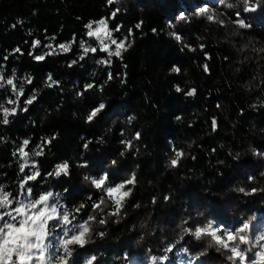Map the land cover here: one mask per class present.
I'll list each match as a JSON object with an SVG mask.
<instances>
[{"label": "trees", "instance_id": "trees-1", "mask_svg": "<svg viewBox=\"0 0 264 264\" xmlns=\"http://www.w3.org/2000/svg\"><path fill=\"white\" fill-rule=\"evenodd\" d=\"M226 3L236 7L228 9L218 0H114L111 5L107 0H0V70L10 78L16 69L14 83L25 88L18 114L9 118V125L0 124V183L18 194L23 161L13 151L29 137L26 151L44 147L46 155L33 158L42 172L31 182L34 192L62 193L66 207L86 205L82 218L97 217L91 222L93 243L77 248L75 264L92 255L97 256L95 264H154L153 257H162L165 248L173 246L167 264H230L214 242L209 246L210 237L197 241L183 228L213 219L235 229L242 219L254 217L249 234L264 230V0L246 14L240 0ZM202 5L224 23L215 16L209 21L197 15ZM237 11L250 28L232 22ZM101 18L108 20L115 38L132 44L122 51V59L108 57L99 41L87 36L85 25ZM175 35L181 36L179 42ZM34 39L41 41L36 49L31 47ZM81 40L97 48L83 61ZM60 43H70V51L64 53ZM47 44L56 54L35 61L34 55L52 51L44 47ZM17 47L23 55L15 52ZM99 59L112 63L98 64ZM72 60L77 63L69 67ZM173 66L181 71L172 72ZM49 73L59 85L46 86ZM27 75L33 78L31 84L24 83ZM86 83L95 87L77 96ZM176 86L183 91L178 93ZM191 89L196 95L187 96ZM34 93L38 98L27 106L28 112L20 111L24 99ZM9 97L15 99L6 85L0 89V101L6 103ZM100 102L106 109L86 123L88 112ZM130 116L135 117L131 122ZM53 135L57 138L51 144L41 140ZM129 139L132 146L125 151L121 141ZM88 140L92 143L84 149ZM253 148L261 155H254ZM173 149L184 153L176 168L169 166ZM64 160L70 163V175L44 180L46 172ZM112 160L117 163L112 165ZM84 162L87 167L78 166ZM133 173L135 184L126 185L132 193L119 216L108 215L114 211L113 202L83 179L110 174L114 186ZM240 187L257 191L245 195L237 191ZM89 195L96 202L103 197L108 207L93 212ZM100 218L106 223L100 224ZM100 231L105 233L102 238Z\"/></svg>", "mask_w": 264, "mask_h": 264}, {"label": "snow or ice", "instance_id": "snow-or-ice-1", "mask_svg": "<svg viewBox=\"0 0 264 264\" xmlns=\"http://www.w3.org/2000/svg\"><path fill=\"white\" fill-rule=\"evenodd\" d=\"M108 4L111 5L114 0H107ZM243 3V12L249 13L254 12L259 6V0L253 2V0H240ZM220 5H226L228 9H233L236 7L233 3H226V0H218ZM113 11L111 13L114 19L117 12ZM197 15L206 16L209 21H212L214 16L216 22L224 23L219 16L211 10L209 7L201 6L197 11ZM236 19L232 21L237 24L239 28L245 29L250 28L251 25L245 22V19L241 18V13L239 11L235 12ZM180 19H185V14H181ZM96 25L93 28V25ZM141 27L140 23L136 24V28ZM85 28L88 29L87 36L95 37L99 41L100 51L107 53L108 57H116L122 59V51L127 52L129 48L132 47L131 43L126 44V39L118 40L113 36V30L109 28L108 20L101 18L98 21H89ZM121 26L115 28L116 32H119ZM132 30L129 29V35H131ZM55 39V37H52ZM175 39L179 42L181 40L180 35H175ZM110 41L105 43V41ZM41 44V41L34 39L32 41V49H36ZM110 45H115V49L111 50ZM52 51L44 52L43 54L34 55V60L37 62H42L45 60L46 56H50L55 53L52 44L44 45ZM72 45L70 43H60L58 48L64 53L70 51ZM79 47L83 49L85 55H80L79 60L83 61L86 55L91 53H96L97 48L91 45L86 46L85 41L81 40ZM187 47V45H185ZM203 48V45L201 46ZM190 51L194 49H189ZM15 52L20 53L21 49L17 47ZM33 53L30 51L29 55ZM207 58V55H206ZM7 60V57L4 58ZM98 64L111 65V59H99L96 61ZM77 60H72L69 67L75 65ZM204 70L207 72L208 65H204ZM172 72L179 73L181 69L177 66H173ZM108 78L112 79V73L109 72ZM17 79L16 69H12L11 77L6 78L2 70H0V89H5V86H11L12 94L15 99L7 98L6 103L0 101V124L5 126L9 125L12 121L10 117L16 116L18 114V107L21 97L24 95L25 88L23 84L19 87L14 81ZM31 75H27L24 83H32ZM51 82V83H48ZM59 81L53 79L51 73L47 75L46 86L51 88L53 85H59ZM93 83H86L83 87V91H78L77 96H82L84 91H88L94 88ZM176 91L179 93L183 91L180 86H176ZM187 96L196 95V89H191L186 93ZM38 98V93L30 94L26 99H24L23 104L26 105L20 111L28 112V107L31 106ZM7 105H16V107H7ZM219 107V105H217ZM106 109V104L100 102L97 106H94L87 114L85 122L91 123L95 118L98 117L102 111ZM129 122L135 119L134 116H130ZM177 120L181 119L180 116L176 117ZM217 128V122L215 119L212 120V129L215 131ZM58 135V134H57ZM57 135H53L50 138L42 137L41 140L44 144H51L57 138ZM123 136L124 133L121 132ZM136 139L140 138V133L137 132ZM4 138L0 137V140ZM29 138H24L22 144L17 146L16 150L13 151L12 155L15 157L19 154V160L23 161L19 163V173L24 174L18 181L19 193L14 194L13 191L8 190L9 184L0 183V264H75L74 253L78 249H84L87 244H89L88 237L91 235V222L97 221L95 215H87L86 218H82L83 210L86 208L84 203H80L75 207H66L65 203L62 202L63 194L54 193L51 190L41 191L38 195L34 192V188L31 182H36L41 178L42 172L38 163L34 161V157H41L46 155L44 147L37 145L36 149H31L26 151L30 144ZM81 139H84L81 137ZM102 140H97V143H102ZM92 141L88 140L83 144L84 149H87ZM121 143L125 144V151H127L132 146V140H124ZM191 147V145L189 146ZM256 155H261V153L253 148L252 149ZM50 151V150H49ZM125 151L120 153L121 156L125 155ZM174 157L170 159L169 166L176 168L178 166V161L184 155L182 151L173 149ZM116 160H112V164L115 165ZM79 167H87V163H80ZM29 169V174H25V169ZM61 175L68 177L70 175V163L67 160L56 163L52 170L47 171L44 175V180L48 177L59 178ZM264 175V172L261 173ZM110 174H101L99 176L85 175V181H89L90 184L98 191L103 192L107 195L108 199L113 202L114 211L108 213L109 216H119L121 209L124 206V201L132 193L131 187H126V185L135 184V173L132 174L131 178L124 182L112 183L109 179ZM251 180L252 177H249ZM65 192L67 189L64 190ZM240 193L245 195H251L257 191L253 188L250 191H246L244 187L237 189ZM167 199V197H165ZM88 200L92 201L91 209L94 212L96 209L101 208V205L105 207V200L103 197L96 202L93 196L89 195ZM153 199V203H155ZM56 206L55 215L50 218L48 214L52 211V207ZM108 207V205H107ZM139 207V205H137ZM106 208V207H105ZM101 211L103 209L101 208ZM254 221V217H248L242 219L241 224L235 229L228 228L220 225L213 219H209L203 225H198L194 229L191 226L184 227L183 232L185 234L193 236L197 241L204 237H210L209 246L214 245L217 251L223 250L226 255L227 261L230 264H264V230H261L258 235H250L251 227ZM100 224H105L106 220L100 218L98 220ZM117 223L119 220L116 221ZM185 224L188 222L185 221ZM42 226V229H41ZM99 237H104L105 233L100 231L98 233ZM183 238V237H182ZM174 247V246H173ZM173 247L165 248V255L162 257H153L154 264H167L169 261V256L167 253L173 252ZM185 252L188 250L185 249ZM201 255H204L202 252ZM97 261V256L92 255L83 261V264H95Z\"/></svg>", "mask_w": 264, "mask_h": 264}, {"label": "clouds", "instance_id": "clouds-1", "mask_svg": "<svg viewBox=\"0 0 264 264\" xmlns=\"http://www.w3.org/2000/svg\"><path fill=\"white\" fill-rule=\"evenodd\" d=\"M264 50V49H262ZM190 146V145H189ZM251 151L253 152V154L255 155V152L251 149ZM237 156H239V154H237ZM111 164H112V161H111ZM113 165V164H112ZM83 179L85 180V177H83ZM105 207H107V204L105 203ZM55 212H56V206H53L52 207V211L48 214L49 218L52 216V215H55ZM41 229H42V226H41ZM89 244L90 243H93V240H92V237L91 235H89L88 237V241H87ZM86 264V262H85Z\"/></svg>", "mask_w": 264, "mask_h": 264}, {"label": "rangeland", "instance_id": "rangeland-1", "mask_svg": "<svg viewBox=\"0 0 264 264\" xmlns=\"http://www.w3.org/2000/svg\"><path fill=\"white\" fill-rule=\"evenodd\" d=\"M105 43H109L110 44V41H105ZM110 49L111 50H114L115 49V45H110ZM253 232V226L251 227V232L250 233H252Z\"/></svg>", "mask_w": 264, "mask_h": 264}]
</instances>
